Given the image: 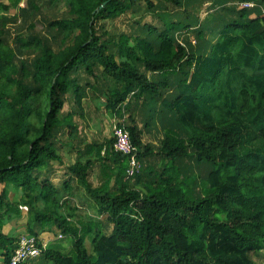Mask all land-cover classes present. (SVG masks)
Listing matches in <instances>:
<instances>
[{
  "label": "trees",
  "instance_id": "obj_1",
  "mask_svg": "<svg viewBox=\"0 0 264 264\" xmlns=\"http://www.w3.org/2000/svg\"><path fill=\"white\" fill-rule=\"evenodd\" d=\"M19 1L0 0V12ZM211 1L199 18L202 0H63L67 17L49 24L65 38L76 30L71 43L63 46L60 33L54 43L32 37L23 44L35 54L18 66L0 27L6 263L17 238L1 230L24 209L29 234L53 226L60 233L25 264H255L250 254L264 250V0ZM126 12L138 14L132 34L97 26ZM100 81L115 84L104 86V107L117 120L128 111L123 124L141 163L127 176L129 155L111 136L85 145L98 151L94 159L67 166L101 218L72 205V177L61 186L51 179L60 149L79 136L73 118L82 115L86 87L99 92ZM69 98L79 110L62 113ZM96 163L105 176L98 186L89 180ZM9 183L20 189L14 202ZM62 195L72 212L62 210Z\"/></svg>",
  "mask_w": 264,
  "mask_h": 264
},
{
  "label": "rangeland",
  "instance_id": "obj_2",
  "mask_svg": "<svg viewBox=\"0 0 264 264\" xmlns=\"http://www.w3.org/2000/svg\"><path fill=\"white\" fill-rule=\"evenodd\" d=\"M4 1L6 3V0ZM153 1L157 2V0H153ZM238 2L239 1H235L234 3L237 4ZM201 3H202L201 6L197 7V14L199 18H203V16L208 11L211 10L209 7L212 6L211 0H202ZM215 6L217 8L220 7V5H215ZM137 15L134 13L131 14L130 12H126L118 16L116 19H110V18L102 19L98 22L97 26L99 25V23H101L103 28L108 30L111 33L119 34L122 32H126L129 34H132L133 30L131 32L129 23L131 20L135 19ZM66 17H67V14L65 13V10H64L63 0H59L55 4H51L49 0H20L16 6L11 5L7 10H3L2 12H0V27L4 28V37L7 43L10 46L15 47V51H16L15 63L17 64V66L20 63V60H24L25 62L29 63V61L33 58L35 54L34 46L32 44L25 46L23 44L24 41L26 40L28 41L32 37H37V38L42 39V41H48L50 43H54L55 41H57L60 31L59 29H56L53 26H51L49 23L59 18H66ZM150 18L151 16H148L146 21H149ZM2 21L5 22L3 25L1 24ZM193 27L194 26L190 28H193ZM61 33H60V36L64 37L65 32L62 31ZM75 33H76V30H74L66 38L65 37L62 38L63 43H64L63 46L69 45V43H71V39L73 38ZM188 37H191V39L194 40V36L192 33H190ZM208 38L211 41L215 40L216 38L215 30H213L212 32H209ZM129 43H132V40H130ZM110 83H111L110 89H112L115 86V84L113 83V81H111ZM89 94H91V92ZM102 95L103 96L100 97V100H101L100 102H96L94 101V99H91L88 102L86 101V105H87L86 110L89 112L91 111L94 115L87 119L86 118L87 112H86V117L83 119V121L85 124L84 128L86 127V125L87 127L88 126L91 127V124H93L92 125L93 127H91L93 130H91L88 127L89 131L92 132L91 135L93 133L97 134L98 136L101 137L102 140H104V138L107 139V137L112 136V126L111 125L115 123L117 119L113 117V113H111V111L106 110L104 108L105 106L104 103L106 102V98L104 99L105 93ZM69 106L70 105L68 102L65 103L62 113H66L67 110L69 111L70 110ZM94 110H97V113H95ZM127 116H128V111H127ZM120 119L124 121L123 118H120ZM156 123L159 124V121L157 120ZM153 130L156 135V138H154L152 141L154 143H158L159 137H162V131L159 132V129H156V126ZM86 131L89 132L88 129H86ZM96 140H100V139H96ZM62 151H65V146H63L62 149H60V155ZM71 156L72 154H66V153L63 155L64 161L68 165H71L73 163ZM62 161L63 160H61V162H58V161L52 162V166L54 169H56L55 167L62 168L60 169L59 172H57L58 174L62 173L63 170L65 169L64 168L65 166L64 167L58 166L62 163ZM65 175H66L65 176L66 179L72 177L71 183L73 185L74 184L76 185V181L75 179H73L74 175L69 174L67 170L65 172ZM51 176H52L53 181L56 184L62 185L63 181L60 178L53 177L54 176L53 171L51 172ZM0 188H2L1 184H0ZM6 190H7L8 199L10 201L14 202L19 198L20 189L15 187L13 184L11 183L7 184ZM62 194L66 195L64 193ZM67 197L68 195L63 196V197L60 196L59 202L64 207L62 210L63 211L65 210L64 212L66 213L67 212L70 213L72 212L73 208L69 207L68 204L64 205L65 199ZM87 212L88 214L86 216L88 217H91L94 215L92 214L93 211L91 210ZM27 216L28 215L24 209L21 211L19 215L13 214L11 217V220L8 221L6 224H4L1 231L7 235L15 236L17 239L21 235L29 234L28 226H26L25 224L27 220ZM96 216L97 215H94L93 217H96ZM98 217L101 218L100 215H98ZM73 218L76 219V216L74 215ZM83 220H85V218H79V223H81ZM51 229L54 235L59 236L60 233H58L59 231L56 229V227L53 226ZM41 233L42 232L39 233L37 238L40 239ZM50 239L51 238L49 237V240ZM59 243L62 244L63 246L69 245V241L67 239L59 240ZM85 244L87 248H90V241L86 237H85ZM250 257L255 264H263L264 263V250L260 252H256V253H251Z\"/></svg>",
  "mask_w": 264,
  "mask_h": 264
},
{
  "label": "crops",
  "instance_id": "obj_3",
  "mask_svg": "<svg viewBox=\"0 0 264 264\" xmlns=\"http://www.w3.org/2000/svg\"><path fill=\"white\" fill-rule=\"evenodd\" d=\"M88 80V79H87ZM105 80V79H104ZM101 82V84L99 85V87H98V91L99 92H96L94 89H91L90 87H86V94L83 96V98H82V103H81V106H82V110H81V112H82V115H79V112L77 111V113L75 114V116H74V118H73V121L77 124V126H78V130H77V133H76V135H78L79 134V136L77 137V141H75V139L74 138H76L75 136H73L70 140H66V141H70L71 143L69 144V143H67L66 145H65V151H62V153H61V157H62V163L60 164V165H58V166H61V167H64L65 169L63 170V172L62 173H57V172H59L60 171V169H62V168H60V167H55L56 169H52L53 170V174H54V176L53 177H58V178H60L62 181H64L65 179V172H66V170H67V166H69L65 161H64V157H63V155L66 153V154H72V156H71V159H72V162L74 163L76 160H81V161H85L86 159H88V158H91V159H94V157H95V155L98 153V151H97V153H96V148L95 149H93V151H91L90 153H89V150H87L88 148L85 146L86 144H89V143H91V142H99V143H101L102 141H104L105 140V138H104V140H102L101 139V137L100 136H98L97 134H92L91 135V133L92 132H90L89 131V128L91 129V130H93L91 127H93L92 125L93 124H91V127H87V125H86V127L84 128V126H85V124H84V121H83V119L86 117V112H87V119L88 118H90V117H92L94 114L90 111H87L86 110V107H87V105H86V101L88 102L89 100H91V99H94V101H96V102H100L101 100H100V97L101 96H103L102 94H104V93H106L105 92V88H104V86H107L108 84H109V82L110 81H106V82H103V81H100ZM109 86H110V84H109ZM101 87V88H100ZM94 91V92H93ZM91 92V94H89ZM71 98V97H70ZM69 98V99H70ZM104 99H105V97H104ZM68 103H69V108H70V110L72 109V108H74V109H76V110H79V108L76 106V104L74 103V101L72 100V99H70L69 101H68ZM91 103V102H90ZM104 105H105V103H104ZM105 108V107H104ZM106 109V108H105ZM107 110V109H106ZM68 111V110H67ZM95 111V113H97V110H94ZM89 112V113H88ZM67 113V112H66ZM113 117L114 118H118L117 116H114L113 115ZM126 117H127V113H125V115H124V117H121V118H123L124 120L126 119ZM120 120H122V119H120ZM113 121V120H112ZM84 124V125H83ZM113 125V124H112ZM111 125V126H112ZM86 129H88V131L89 132H87L86 131ZM95 136V137H94ZM146 136L147 135H145L144 137H145V139H146ZM111 137V136H110ZM110 137H107V139L108 138H110ZM100 139V140H102V141H100V140H96V139ZM72 145V146H71ZM104 152V149L103 150H101V154ZM97 155H99V153L97 154ZM96 166L93 168V171H92V174H91V176L89 177V180L91 181V183L94 185V186H98V185H100V183L101 182H103L104 181V179H105V176L103 175V172H101L100 171V163H96L95 164ZM67 172H68V170H67ZM56 174V175H55ZM94 178V179H93ZM51 179H52V177H51ZM74 179V178H73ZM53 180V179H52ZM76 181V185L74 184H72L71 182H70V185H71V187L74 189L73 191H74V195L72 196L73 197V200H72V205L73 206H76V207H78L79 208V211H81L82 213H83V215H87L88 214V212L87 211H89V210H91V211H93V213L92 214H94V215H100L101 216V214L98 212V210L96 209V206H92L93 204L92 203H94L92 200V196L84 189V187H82L78 182H77V180H75ZM54 182V181H53ZM55 183V182H54ZM55 185H57V186H61V185H58V184H56L55 183ZM66 213V212H65ZM93 215V216H94ZM102 217V216H101ZM52 232H42L41 233V237L43 238V240L44 241H48V243L47 244H49L50 243V241H49V237H51L50 236V234H51ZM53 234V233H52ZM54 235V234H53Z\"/></svg>",
  "mask_w": 264,
  "mask_h": 264
},
{
  "label": "built area",
  "instance_id": "obj_4",
  "mask_svg": "<svg viewBox=\"0 0 264 264\" xmlns=\"http://www.w3.org/2000/svg\"><path fill=\"white\" fill-rule=\"evenodd\" d=\"M113 147L115 150L129 155L126 174L134 177L141 168V163L137 158L135 147L133 146L130 134L123 124V120H116L112 125ZM60 236V234H59ZM48 241L31 234H24L18 237L14 252L6 263L0 258V264H25L27 260L39 256L46 248Z\"/></svg>",
  "mask_w": 264,
  "mask_h": 264
}]
</instances>
